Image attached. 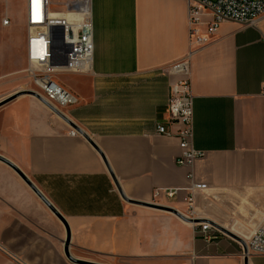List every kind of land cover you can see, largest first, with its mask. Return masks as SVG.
<instances>
[{"label": "crops", "instance_id": "0c3cea01", "mask_svg": "<svg viewBox=\"0 0 264 264\" xmlns=\"http://www.w3.org/2000/svg\"><path fill=\"white\" fill-rule=\"evenodd\" d=\"M187 12L186 0H91L92 72L68 74V87L62 85L76 99L64 115L93 145L73 128L77 134L70 136L71 127L30 95L0 106V156L65 219L75 259L244 264L237 241L222 232L205 241L191 223L165 210L184 212V192L152 201L153 189L186 185L185 169L174 163L177 139L155 128L175 130L166 116L172 77L165 70L192 51V145L205 153L194 162V179L228 189L233 207L243 199L264 207V14L253 26L222 21L198 47L189 37ZM0 32L2 100L22 91L25 0H0ZM226 201L206 211L225 230L233 219L240 224ZM65 238L59 219L0 161V255L68 264ZM246 261L264 264V255L249 254Z\"/></svg>", "mask_w": 264, "mask_h": 264}, {"label": "built area", "instance_id": "2783aa9c", "mask_svg": "<svg viewBox=\"0 0 264 264\" xmlns=\"http://www.w3.org/2000/svg\"><path fill=\"white\" fill-rule=\"evenodd\" d=\"M188 5L189 37L198 47L207 43L222 21H232L253 26L264 14V0H186ZM204 19H208L205 21ZM3 18L2 25H7ZM204 25V33L199 27ZM25 59L32 90L57 111L75 104V97L56 80L58 74L89 75L92 72L93 39L91 0H25ZM192 53V51L189 52ZM188 55V56H189ZM171 64L165 72L172 78L166 103V116L174 131L157 125L155 133L174 136L178 153L174 163L185 169L186 185L181 188H156L152 191V201L161 197L173 198L184 192L182 201L186 205L179 212L191 220V225L205 241H211L214 233H221L210 222L207 207L228 199V189L211 188L194 179V162L204 156V151L192 145V95L189 80V60ZM64 114V113H63ZM68 134H77L72 128ZM202 200L199 204L197 199ZM239 219L231 221L226 229L241 239L249 254L264 255V207L249 206L243 199L233 207ZM243 205H248L244 211ZM244 220V221H243Z\"/></svg>", "mask_w": 264, "mask_h": 264}, {"label": "water", "instance_id": "95a60500", "mask_svg": "<svg viewBox=\"0 0 264 264\" xmlns=\"http://www.w3.org/2000/svg\"><path fill=\"white\" fill-rule=\"evenodd\" d=\"M24 94L30 95V96L36 98L45 107H47V109L53 115H55L60 120H62L66 124H68L71 128L75 129L78 133L82 134L93 145L90 138L85 133H83L78 127H76L63 113H61V112L57 111L56 109H54L53 107H51L46 101H44L37 93H35L32 90H22V91L16 92V93L0 100V106L11 101L12 99L16 98L19 95H24ZM0 161L7 164L9 167H11L19 175V177L29 186V188L40 198V200L49 208V210L59 219V221L63 224L65 231H66V238H65V241L63 242V252H64L67 260L70 261L71 263H74V264H97V263H93V262H89V261H82L79 259H75L71 255H69V253H68L69 229H68V226H67L65 219L54 209V207L45 199V197L36 189V187L29 181V179L16 166H14L11 162H9L8 160L4 159L1 156H0ZM115 185H116L119 193H121L120 189L118 188L116 183H115ZM165 210H168V211L174 213L175 215H177L179 218H181L182 220H184L186 222H189V223L191 222L190 219L185 218L182 214H180L176 210H173V209H165ZM210 224L213 227H215L216 229H218L220 232H222L223 234H225V235L229 236L230 238L234 239L235 241H237L241 245L242 255L245 256L244 257L245 258L244 264H247L246 256L248 255V252H247V249H246L244 242L241 239H239L238 237H236L235 235H233L232 233H230L229 231L217 226L216 224H214L212 222H210Z\"/></svg>", "mask_w": 264, "mask_h": 264}, {"label": "rangeland", "instance_id": "374dc122", "mask_svg": "<svg viewBox=\"0 0 264 264\" xmlns=\"http://www.w3.org/2000/svg\"><path fill=\"white\" fill-rule=\"evenodd\" d=\"M16 10L14 11V14H16ZM3 37L2 32H0V39ZM28 66L26 63L25 67V75L24 79L20 82L21 84V89L20 90H25L27 89L26 87H32L31 79L29 78V74L27 72ZM9 75H2L3 79H9ZM56 80H58L61 84H63L65 87H68L67 81H71V77L68 74H58L56 75ZM1 96V94H0ZM29 256L32 255H0V264H31ZM82 260L97 263V256H92V255H86L85 257L81 258ZM70 264V262H67ZM72 264V263H71ZM74 264V263H73Z\"/></svg>", "mask_w": 264, "mask_h": 264}, {"label": "snow or ice", "instance_id": "6c2138e0", "mask_svg": "<svg viewBox=\"0 0 264 264\" xmlns=\"http://www.w3.org/2000/svg\"><path fill=\"white\" fill-rule=\"evenodd\" d=\"M38 2V0H33V3L36 4Z\"/></svg>", "mask_w": 264, "mask_h": 264}]
</instances>
